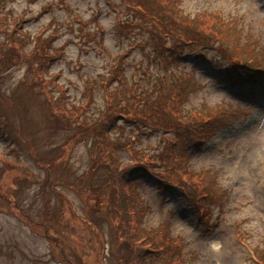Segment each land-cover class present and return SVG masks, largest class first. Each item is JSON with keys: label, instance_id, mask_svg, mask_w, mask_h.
Returning a JSON list of instances; mask_svg holds the SVG:
<instances>
[{"label": "rangeland", "instance_id": "rangeland-1", "mask_svg": "<svg viewBox=\"0 0 264 264\" xmlns=\"http://www.w3.org/2000/svg\"><path fill=\"white\" fill-rule=\"evenodd\" d=\"M137 1L0 0V16L6 14L0 24V264H120L132 254L122 234L115 238L120 212L113 171L124 182L126 168L139 156L135 151L158 153L167 132L136 127L122 118L108 137L104 130L88 131L123 99L114 92L119 86L114 69L145 91L160 84L162 76L170 85L175 74H192V86L189 90L187 85L182 99L186 116L196 109H234L228 117L222 111L208 130L209 139L189 149V159L183 160L209 171L202 188L215 202L211 223L199 224L179 193L160 190L155 180L132 168L128 176L137 181L135 192L146 207L134 203L143 210L139 238L148 237L147 244L156 239L153 231H159L179 241L181 247L173 253H180L185 264H256V250H264V88L236 82L234 72H227L229 62L216 50H207L206 59L186 50L170 67L164 65L148 33L127 34L118 27L119 18L138 21L127 13ZM182 7L186 12L210 7L236 19L239 30H233L232 39L243 48V59L256 56L246 42L264 55V0H184ZM3 29L13 32L28 53L42 32L55 54L43 72L63 89L49 83L38 90L29 79L38 56L14 62V52L3 45L11 40ZM119 53L125 58L114 59ZM61 91L82 103L79 114L68 104L70 118L66 104L56 102L64 99ZM78 132L80 141L71 145ZM117 140L134 144L126 150ZM111 143H117L116 152L105 158L99 144ZM167 253L159 252L161 257Z\"/></svg>", "mask_w": 264, "mask_h": 264}, {"label": "trees", "instance_id": "trees-1", "mask_svg": "<svg viewBox=\"0 0 264 264\" xmlns=\"http://www.w3.org/2000/svg\"><path fill=\"white\" fill-rule=\"evenodd\" d=\"M183 2L184 0H138L137 3L132 4L133 11L128 10L127 12L138 21L134 18L126 21L119 18L118 27L120 31L127 34L138 32L143 35L148 33L151 36L149 40L155 44L156 53L167 67L172 65V60L176 56H183L186 50H190L195 58H200V53H202L204 59L208 58L207 50H216L220 58L229 62L227 72H234L236 82L240 84L260 82L264 75V56L258 53L253 44L246 42V48L252 51L250 54L253 55L254 53L257 57L255 56L253 59L250 56L249 60L246 61L243 59V48L239 46L238 41L232 39L233 30H239L237 20L210 7L199 9L196 12H186L182 7ZM5 18L6 14L0 16L1 25H4L3 20ZM5 32L10 34L7 30ZM94 34L96 35V32ZM8 36L11 37V40H6L3 45L9 47L12 53L14 52V62L31 60L38 56L33 78H29L27 75V78L37 82L35 87H39L38 90L45 88L49 83H51L52 89L54 87L59 88V90L63 89L62 84L54 81L52 74L46 76L43 72L46 64L55 57V54L49 51L40 34L33 42V51L29 53L21 47L13 32ZM228 41L232 45L227 44L226 46ZM141 43L148 45L150 41ZM236 47H239L237 54ZM23 56L30 58L22 59ZM116 58L122 59L125 56L123 53H119L114 56V59ZM114 70L115 74L119 75V86L115 88L116 91L114 92L123 99L118 102L115 101V104L108 108L94 124L88 126V131L94 133L104 130L106 132L105 137H108L110 130L117 126L118 120L122 118L136 127H138L137 125L144 128L153 126L167 132V134L163 133L165 137L161 140L162 148L158 153L141 155V152L135 151L139 156L133 166L126 168V180L124 182H119V175L115 171H113V175L114 173L115 175L111 178L113 182L110 179L112 187L117 188V194L113 197L117 210L120 212V222L115 238L119 240V234H122L132 250V254L123 257L120 264H185L186 260L180 254L173 253L175 241L167 237L164 238L161 232L153 231L156 239L150 240L147 244L144 243L148 237L139 238L141 224L138 223V219L142 209H137L134 203L138 200L144 206L145 200L135 192L137 181L128 176L129 169L131 171L132 168H135L137 171L145 172L161 188L170 187L178 190L189 200L197 214H200L202 218L207 216L208 210H206L205 205L208 204L211 196L202 188L205 175L191 170L188 164L184 163L185 150L188 147L200 145L207 138L208 130L222 111H225V115L228 117L234 109L229 110V108L224 107H220L219 111L214 108L209 110L196 109L186 116L181 110L182 99L187 92V85L189 90L192 86L190 83L192 74L186 72L175 74L174 82L170 85L167 82V77L162 76L160 77V84L154 85L153 90L145 91L137 82L128 81L122 70ZM105 82H109V78L105 79ZM108 91L112 90L108 89ZM64 93L63 91L62 94ZM66 95L61 97L64 99L56 102L60 105L66 104L64 111L69 113V117L72 118L73 114L70 113L71 109L68 108V104L76 111V114H79L82 103L77 104ZM129 102H133V104L128 106ZM144 131L142 130V132ZM79 132L71 139V145L75 141H80L77 136ZM117 142L121 148H127L126 150H130L134 144V141L122 143L117 140ZM99 145L105 158L107 154L113 155L116 152L117 143H111L107 147L103 144ZM48 202L49 200H46V206L47 209H50ZM203 206L205 209L201 211L200 208ZM144 208L146 209L145 206ZM45 231L48 236L50 230L47 226ZM160 251H168V253L161 257ZM262 254H264V250H257V264H264V259L260 256Z\"/></svg>", "mask_w": 264, "mask_h": 264}]
</instances>
